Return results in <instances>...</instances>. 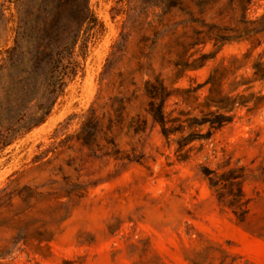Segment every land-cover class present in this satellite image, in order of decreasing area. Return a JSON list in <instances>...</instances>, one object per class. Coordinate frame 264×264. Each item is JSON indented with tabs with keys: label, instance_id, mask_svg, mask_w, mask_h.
<instances>
[{
	"label": "rangeland",
	"instance_id": "1",
	"mask_svg": "<svg viewBox=\"0 0 264 264\" xmlns=\"http://www.w3.org/2000/svg\"><path fill=\"white\" fill-rule=\"evenodd\" d=\"M65 1L80 9L86 3L103 32L89 44L82 74L46 121L0 153L3 262L264 264V80H254L251 68L255 61L264 63V33L252 43L199 46L194 58L216 54L192 71L182 67L192 64V30L177 24L189 18L184 12L163 16L146 0ZM15 3L0 0V64L13 45ZM56 3L45 6L51 10ZM263 14L264 0H253L247 18ZM173 24V31H165ZM231 57L238 60L236 79L249 82L231 96L242 95L248 103L209 140L184 148L187 159L179 161L176 137L167 142L146 112L144 83L158 76L168 89L194 87L215 67L228 66ZM232 80L224 83L226 93ZM205 94L199 92V101ZM180 96L167 102L166 112L188 110ZM84 119L86 133L94 130L91 145L78 139ZM227 159L249 170L244 223L218 206L200 173ZM12 218L19 222L13 225ZM31 231L54 236L35 252L37 242L27 240Z\"/></svg>",
	"mask_w": 264,
	"mask_h": 264
},
{
	"label": "trees",
	"instance_id": "2",
	"mask_svg": "<svg viewBox=\"0 0 264 264\" xmlns=\"http://www.w3.org/2000/svg\"><path fill=\"white\" fill-rule=\"evenodd\" d=\"M35 1H40L41 5L33 7L31 3L34 0H16L13 45L6 50L0 64V153L46 121L56 101L65 95L68 84L82 74L89 44L103 32V26L86 3L80 9L76 4L57 0L54 10H50L45 6L48 0ZM146 1L149 6L162 9L163 16L176 10L189 17L177 24L192 30V64L182 65L192 71L202 68L216 54L214 51L194 58L199 46L211 44L218 49L240 41L251 42L264 33V14L255 20L247 18L253 0ZM3 17L0 13V22ZM174 28L173 24L165 31H173ZM124 42L121 37L120 50ZM228 62V66L221 64L212 69L202 84L187 89H168L158 76L144 83L146 112L167 142L176 137L174 143L179 161L187 159L189 150L184 151V148L196 141L209 140L215 131L232 122L236 110L248 103V98L242 95L231 96L249 82L242 77L237 80L234 76L238 63L236 57H231ZM174 66L178 69L180 64L175 63ZM251 68L254 80H264L263 62L255 61ZM230 76H233L231 91L226 93L224 83ZM202 89L206 90V94L199 101ZM179 93L183 95L179 97L180 102L188 110L166 112L167 102ZM195 112L198 115H194ZM88 125V120L84 119L78 139L91 145L90 137L94 136V130L87 134ZM248 171L238 162L231 164L230 159L215 168L203 166L200 169L218 206L230 212L238 223H244L248 216L249 200L243 191ZM18 222V219L12 218L13 225ZM29 233L27 240L31 238L37 242L35 252L40 251L42 243H50L54 236L46 231ZM10 242L16 245L17 236H12ZM3 261L0 252V264H9Z\"/></svg>",
	"mask_w": 264,
	"mask_h": 264
}]
</instances>
